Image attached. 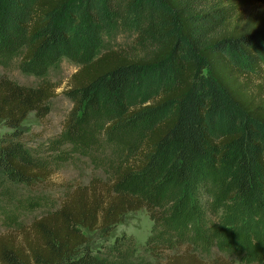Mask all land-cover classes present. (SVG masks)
Returning a JSON list of instances; mask_svg holds the SVG:
<instances>
[{
	"label": "trees",
	"instance_id": "16d2710c",
	"mask_svg": "<svg viewBox=\"0 0 264 264\" xmlns=\"http://www.w3.org/2000/svg\"><path fill=\"white\" fill-rule=\"evenodd\" d=\"M248 2L0 0V48H10L11 34L22 29L25 68L60 57L81 62L67 89L71 141L85 146L92 117L140 125L130 156L110 178L74 186L21 231L22 241L0 235V264L121 263L111 256L116 248L136 250L132 236L93 253L84 230L108 237L126 212L141 208L155 218L164 193L176 196L197 184L204 190L214 175L225 224L242 219L250 227L229 243L242 242L254 257L264 246V223L254 240L249 226L264 219V15L243 19ZM125 27L134 30L132 44L96 54L102 33ZM153 83L158 93L151 103L130 104ZM55 95L48 83L0 75V120L12 128L0 139L2 188L49 181V170L22 140L21 123L29 112L45 120ZM81 112L86 123L75 124ZM198 254L187 248L157 264H235Z\"/></svg>",
	"mask_w": 264,
	"mask_h": 264
},
{
	"label": "rangeland",
	"instance_id": "374dc122",
	"mask_svg": "<svg viewBox=\"0 0 264 264\" xmlns=\"http://www.w3.org/2000/svg\"><path fill=\"white\" fill-rule=\"evenodd\" d=\"M259 14L264 15V2L249 0L243 11V19ZM16 32L11 34V47L0 48V75L28 85L48 83L55 88L56 93L45 120L41 121L34 112H29L21 123L22 140L31 156L49 170V181L28 187L23 184L0 186V235L11 233L18 241H22L21 231L33 219L59 205L74 186L87 184L95 177L110 178L114 169L130 156L140 125H129V122L113 124L112 117H92L85 124L92 132L91 141L86 140L85 146L71 141L67 122L73 101L67 89L71 75L81 62L60 57L53 62L25 68L21 59L24 47L17 41L23 32L20 28ZM134 36L131 27L112 28L100 35L95 52L99 54L109 49L127 48L133 43ZM157 93L155 84H149L130 104L147 105ZM86 116L82 112L77 113L73 122L86 123ZM11 131L12 128L0 120V139ZM219 185V175H214L205 183L204 190L201 184H197L193 191H179L176 196L164 193V203L156 207L155 218L144 208L126 212L108 237L85 229L88 245L93 253L104 252L117 243L119 237L124 236V239L117 244L124 243L125 236H132L137 245L136 250L130 247L123 252L116 248L111 256V260L121 261L122 264H128V261L131 264H157L166 256L187 248L209 260L225 256L235 264H248L251 260L264 264V246L251 259L242 242L237 240V243H229L236 235L247 233L250 227L245 226L242 219L239 220L241 225L236 223L237 220L225 224L226 220L221 214L224 204L217 199ZM251 223L249 226L253 232L250 238L254 240L256 232H261L264 219L262 223L255 220Z\"/></svg>",
	"mask_w": 264,
	"mask_h": 264
}]
</instances>
